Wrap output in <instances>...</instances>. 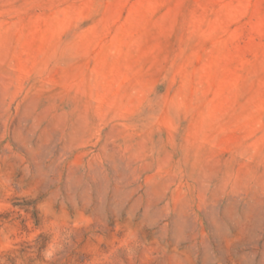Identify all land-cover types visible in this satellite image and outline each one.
<instances>
[{
  "label": "rangeland",
  "instance_id": "rangeland-1",
  "mask_svg": "<svg viewBox=\"0 0 264 264\" xmlns=\"http://www.w3.org/2000/svg\"><path fill=\"white\" fill-rule=\"evenodd\" d=\"M0 264H264V0H0Z\"/></svg>",
  "mask_w": 264,
  "mask_h": 264
}]
</instances>
